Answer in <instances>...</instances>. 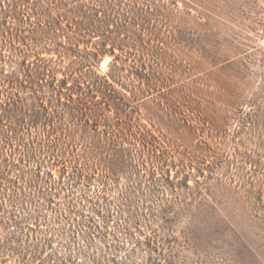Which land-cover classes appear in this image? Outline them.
I'll use <instances>...</instances> for the list:
<instances>
[{"label": "rangeland", "instance_id": "1", "mask_svg": "<svg viewBox=\"0 0 264 264\" xmlns=\"http://www.w3.org/2000/svg\"><path fill=\"white\" fill-rule=\"evenodd\" d=\"M0 264H264V0H0Z\"/></svg>", "mask_w": 264, "mask_h": 264}, {"label": "trees", "instance_id": "2", "mask_svg": "<svg viewBox=\"0 0 264 264\" xmlns=\"http://www.w3.org/2000/svg\"><path fill=\"white\" fill-rule=\"evenodd\" d=\"M85 116H87V114H86ZM128 220H129L130 224L133 223V222L135 223V221H136V220H134V219H132V218H131V219H128ZM91 261L94 262L95 260L93 259V260H91ZM112 261L114 262V261H116V260H113V259H112Z\"/></svg>", "mask_w": 264, "mask_h": 264}]
</instances>
